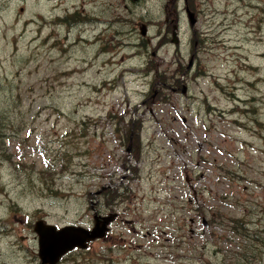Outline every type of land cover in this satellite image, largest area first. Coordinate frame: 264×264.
Here are the masks:
<instances>
[{"label": "rangeland", "instance_id": "374dc122", "mask_svg": "<svg viewBox=\"0 0 264 264\" xmlns=\"http://www.w3.org/2000/svg\"><path fill=\"white\" fill-rule=\"evenodd\" d=\"M0 136V264H264V0H0Z\"/></svg>", "mask_w": 264, "mask_h": 264}, {"label": "water", "instance_id": "95a60500", "mask_svg": "<svg viewBox=\"0 0 264 264\" xmlns=\"http://www.w3.org/2000/svg\"><path fill=\"white\" fill-rule=\"evenodd\" d=\"M185 13L189 26L193 28L197 21L194 12L186 6ZM140 28L141 35H144L145 24H141ZM174 29H176V26H174ZM171 42L174 44L178 43L175 31ZM185 90L186 88L183 86L182 93ZM114 217L115 214L103 216L94 214V224L91 228L75 224H66L58 227L43 220L36 221L33 230L37 234V253L40 264H56L62 256L71 250L86 249L88 243L101 239L106 235L109 229L108 225L113 221Z\"/></svg>", "mask_w": 264, "mask_h": 264}, {"label": "trees", "instance_id": "16d2710c", "mask_svg": "<svg viewBox=\"0 0 264 264\" xmlns=\"http://www.w3.org/2000/svg\"><path fill=\"white\" fill-rule=\"evenodd\" d=\"M5 137V135H4ZM0 138H3L2 136H0ZM232 221V220H231ZM209 223L211 224L210 221H208V225ZM229 228H231V234L233 235H239V236H259L260 234H262L261 232H248L246 227H247V223H245L244 221L241 220H233L232 224H228ZM237 256H240L242 258H250L248 262H246L245 264H250V261L253 260L252 258L256 257L257 254L254 253L253 249L250 248H246V247H242L238 252L235 253Z\"/></svg>", "mask_w": 264, "mask_h": 264}, {"label": "flooded vegetation", "instance_id": "af4514ba", "mask_svg": "<svg viewBox=\"0 0 264 264\" xmlns=\"http://www.w3.org/2000/svg\"><path fill=\"white\" fill-rule=\"evenodd\" d=\"M96 194H100V191H96ZM113 196L111 195L108 199H107V202L103 204H98L97 207H93L92 209V218L94 216V214L96 215H106L105 212L107 211H111V212H108V214L112 213V214H115V218L114 220L111 222V224L116 220V218L118 217V213L117 212H114L115 211V206L113 205ZM110 224V225H111ZM195 235V232L192 228H189V237L190 238H193ZM182 237V236H181ZM168 253V246H166L165 250L160 254V257H162L161 255H167Z\"/></svg>", "mask_w": 264, "mask_h": 264}, {"label": "bare ground", "instance_id": "6f19581e", "mask_svg": "<svg viewBox=\"0 0 264 264\" xmlns=\"http://www.w3.org/2000/svg\"><path fill=\"white\" fill-rule=\"evenodd\" d=\"M58 227H61V226H58ZM252 238V237H251ZM250 242V241H249Z\"/></svg>", "mask_w": 264, "mask_h": 264}]
</instances>
